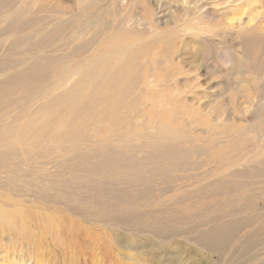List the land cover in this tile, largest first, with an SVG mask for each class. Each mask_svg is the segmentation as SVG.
Listing matches in <instances>:
<instances>
[{"label": "rangeland", "instance_id": "1", "mask_svg": "<svg viewBox=\"0 0 264 264\" xmlns=\"http://www.w3.org/2000/svg\"><path fill=\"white\" fill-rule=\"evenodd\" d=\"M36 1L61 14V23L88 30L81 44L116 30H133L149 44L138 51L132 73L139 82L132 94L139 98L130 109L128 129L136 131L128 136L131 147L135 144L134 152L146 150L142 137L152 139L160 132L154 128L164 129L161 141L172 133L171 142L181 144L188 156L123 191L142 194L141 216L157 224V231L150 229L146 235L133 227L132 219L99 216L88 203L93 193L84 187L86 181L65 172L71 157L112 144L117 134L111 132V123L101 122L98 137L75 151L67 143L52 144L9 159L0 168V214L10 216L9 223L0 219V264H157L161 256L176 260L178 253L182 257L177 264H264L263 233L252 237L256 246L247 254L238 249L212 253L194 245L187 234L202 213L197 202L215 205L214 191L219 193L221 183L231 179L256 182L248 188L257 195L249 203L254 222L264 223V0ZM190 28L202 32L195 39L206 47L207 56L193 51L201 61L188 58L182 49ZM2 32L0 49L5 48ZM54 42L57 51L68 40L57 37ZM60 52L67 51L52 55H65ZM10 141L17 143L16 138ZM165 157L158 162L168 167ZM260 165L262 170H256ZM170 222L176 229L160 234V242L153 232ZM255 223L248 230L258 232Z\"/></svg>", "mask_w": 264, "mask_h": 264}, {"label": "bare ground", "instance_id": "2", "mask_svg": "<svg viewBox=\"0 0 264 264\" xmlns=\"http://www.w3.org/2000/svg\"><path fill=\"white\" fill-rule=\"evenodd\" d=\"M38 4L36 0H0V29L5 38V48L0 49V168L9 159L17 158V155L24 157L26 151L44 145L56 144L60 147L67 143L69 151H75L88 140L98 137L96 129L101 122L111 123V132L117 134L112 144L87 149L71 157L65 172L72 176L77 174L82 181H86L84 187H89L93 193L88 203L97 209L99 216L110 215L119 222L124 217L132 219L133 227L145 235L152 231L150 229L157 231V224L153 226V222L147 223L145 216H141L145 207L141 204L142 194L130 196L123 191L131 189L135 180L168 169L176 159L179 161L187 157L188 151L181 144L171 142V139L174 140L172 133L161 141L165 130L155 128L153 130L160 132L154 138H148L149 135L142 137L148 143L144 144L146 150L134 152L132 148L135 144L131 147L130 137L136 131L128 129L130 109L137 105L139 98L132 94L139 84L132 73L138 67V51L149 44L145 45L146 41L132 33L133 30H116L115 34L91 38L88 43L81 44L79 41L86 38L88 30L79 29L72 22L69 25L61 23V14ZM43 14L46 15L45 21ZM243 24L240 20L239 25ZM187 31L191 35L182 42V49L187 51V57L189 54L190 58L201 61L193 51L207 56L206 47L195 39L203 37L197 35L202 32L194 28ZM57 37L68 42L60 50L55 48V51L53 47ZM58 51L67 52L63 56L52 55ZM197 61L193 64L198 65ZM130 75L133 77L130 78ZM129 97L132 99L129 100ZM169 132L166 130V133ZM11 138H16L17 143L13 144ZM167 140L168 143H165ZM162 155L166 156L170 164L168 167L158 162ZM154 160L157 161L154 163ZM256 170H262V165ZM254 183H238L231 179L226 185L221 183L219 193L214 191L215 205L208 207L209 204L204 206L197 202L202 213L197 216L198 220H193L196 228L187 232L191 234L190 241L212 253L224 251V254H229L236 249L242 251L240 254L254 251L256 243L253 244L252 237L264 234V223L254 222V207L249 203L252 197L257 196L248 189H252ZM207 211H211L210 216ZM246 216L253 218L243 222ZM178 218L180 221L184 219ZM0 219L10 222V216L0 214ZM174 223L162 225L161 233L153 232L154 236L160 239V234L174 231ZM254 223L258 225V232L248 230ZM181 257L178 253L176 260L169 262L161 256L157 264H177Z\"/></svg>", "mask_w": 264, "mask_h": 264}]
</instances>
